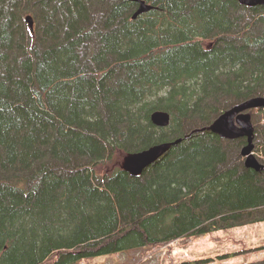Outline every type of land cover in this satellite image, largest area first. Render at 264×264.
Instances as JSON below:
<instances>
[{
  "label": "trees",
  "instance_id": "obj_1",
  "mask_svg": "<svg viewBox=\"0 0 264 264\" xmlns=\"http://www.w3.org/2000/svg\"><path fill=\"white\" fill-rule=\"evenodd\" d=\"M9 1L0 264H77L264 223V170L230 151L246 139L211 130L230 108L264 98V7L146 0L154 9L133 19L128 0H101L99 15L82 0ZM29 4L47 12L34 35L18 16ZM60 9L66 17L53 21ZM159 111L171 116L166 128L151 121ZM263 112L248 114L256 123ZM180 139L140 176L123 164ZM254 150L264 153V137Z\"/></svg>",
  "mask_w": 264,
  "mask_h": 264
},
{
  "label": "rangeland",
  "instance_id": "obj_2",
  "mask_svg": "<svg viewBox=\"0 0 264 264\" xmlns=\"http://www.w3.org/2000/svg\"><path fill=\"white\" fill-rule=\"evenodd\" d=\"M82 1L85 5H87L89 11L93 12L94 14L98 13L99 15L104 9V6L102 7L103 3H101V0ZM54 6L55 5L51 4L52 10H54ZM9 7V0H0L1 11L8 12ZM59 7L60 6L57 5V9H59ZM28 10L30 14L26 13ZM52 10L49 8L48 16L53 12ZM20 12L21 13L18 16L21 18V20L22 15L25 17V19L27 16H32L34 19L35 30H37L38 27L40 28L41 23H43L42 16L44 13L47 14L43 8H40L35 4H29L26 6V8L20 10ZM58 12L59 15L57 18L55 17L53 21L62 19L61 22H63L64 18L66 17V13L63 11V9H60ZM53 21L52 23H57ZM22 22L24 26L27 27L25 28L27 30L29 29L32 35H34L35 30L30 28V23L27 20H22ZM257 122H252L255 131V148L258 142L263 140L264 137V134H262L264 133L262 132L264 130V112L259 115ZM243 139L246 138L244 137ZM246 145L247 139L245 140L242 148H230V151L232 153L234 152L233 154H240L241 160L244 162V164L246 158L243 157L242 151ZM258 146L261 148V145ZM253 153L256 158H260L257 159L259 160L260 164H262L261 160L264 158L263 151L256 153L254 150ZM123 164L125 165V162ZM240 242L245 243L244 247ZM243 249L244 251H242ZM168 257L174 259L176 262L175 264H188V262H196V264H264V223L246 225L239 229L227 230L224 232L215 233L214 235H205L198 239H180L174 241L169 246H164L162 248L156 247L152 250L150 248H146L144 250H133L122 254L108 253L106 255L82 259L77 262V264H168Z\"/></svg>",
  "mask_w": 264,
  "mask_h": 264
},
{
  "label": "water",
  "instance_id": "obj_3",
  "mask_svg": "<svg viewBox=\"0 0 264 264\" xmlns=\"http://www.w3.org/2000/svg\"><path fill=\"white\" fill-rule=\"evenodd\" d=\"M138 5V9L133 16L137 19L140 15L149 13L154 9V6L147 3L146 0H128ZM240 5L255 8L264 7V0H237ZM27 21L30 23V28L34 29V20L28 16ZM264 109V98H255L247 102L239 104L224 114L211 127L212 132L221 138L228 140H235L240 138L247 139V145L242 151L243 157L246 158L245 166L256 171H263L264 166L260 164L259 160L254 155V127L251 116L248 112L255 109ZM152 123L159 128H166L169 126L171 116L166 112H155L151 116ZM207 131L206 128L196 130L194 133H202ZM183 140L180 139L174 143H167L163 145L154 146L150 149L132 154L126 158L125 167L134 176H140L147 168L157 162L162 156L168 152L173 146L179 145Z\"/></svg>",
  "mask_w": 264,
  "mask_h": 264
},
{
  "label": "flooded vegetation",
  "instance_id": "obj_4",
  "mask_svg": "<svg viewBox=\"0 0 264 264\" xmlns=\"http://www.w3.org/2000/svg\"><path fill=\"white\" fill-rule=\"evenodd\" d=\"M137 8H138V5L137 4H135V3H133ZM26 13H28V14H30V12H29V10L28 11H26ZM32 17V16H31ZM27 18H28V16H27ZM27 18L25 19V17L22 15V20L24 21H26L27 20ZM34 20V19H33Z\"/></svg>",
  "mask_w": 264,
  "mask_h": 264
},
{
  "label": "bare ground",
  "instance_id": "obj_5",
  "mask_svg": "<svg viewBox=\"0 0 264 264\" xmlns=\"http://www.w3.org/2000/svg\"><path fill=\"white\" fill-rule=\"evenodd\" d=\"M34 30H35V28H34ZM34 30H33V31H34ZM33 31H32V32H33Z\"/></svg>",
  "mask_w": 264,
  "mask_h": 264
}]
</instances>
